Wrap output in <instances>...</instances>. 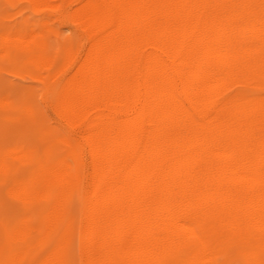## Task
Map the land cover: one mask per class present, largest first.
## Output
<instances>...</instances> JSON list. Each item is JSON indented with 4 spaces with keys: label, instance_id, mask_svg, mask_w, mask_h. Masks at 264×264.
Here are the masks:
<instances>
[{
    "label": "bare ground",
    "instance_id": "bare-ground-1",
    "mask_svg": "<svg viewBox=\"0 0 264 264\" xmlns=\"http://www.w3.org/2000/svg\"><path fill=\"white\" fill-rule=\"evenodd\" d=\"M77 18L89 47L60 110L90 158L85 264H218L232 237L260 264L264 97L222 96L264 68V0H93ZM83 167L40 177L59 190L52 231ZM67 245L42 264H64Z\"/></svg>",
    "mask_w": 264,
    "mask_h": 264
},
{
    "label": "rangeland",
    "instance_id": "rangeland-1",
    "mask_svg": "<svg viewBox=\"0 0 264 264\" xmlns=\"http://www.w3.org/2000/svg\"><path fill=\"white\" fill-rule=\"evenodd\" d=\"M91 1L0 0V264H42L63 242L64 264H85L80 235L90 158L82 131H72L60 108L62 86L75 71L69 61L81 60L89 47L77 14ZM239 95L264 97V68L253 81L230 83L222 100ZM79 162L83 183L74 181L63 195V218L52 231L59 190L48 193L40 177ZM217 252L218 264H257L238 238L221 241ZM259 260L264 264V248Z\"/></svg>",
    "mask_w": 264,
    "mask_h": 264
}]
</instances>
